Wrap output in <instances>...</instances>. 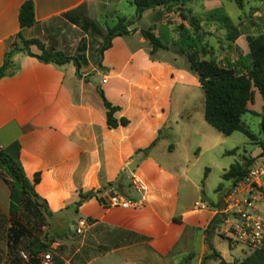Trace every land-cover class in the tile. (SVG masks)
Segmentation results:
<instances>
[{"label": "crops", "instance_id": "crops-1", "mask_svg": "<svg viewBox=\"0 0 264 264\" xmlns=\"http://www.w3.org/2000/svg\"><path fill=\"white\" fill-rule=\"evenodd\" d=\"M25 1L0 0V65L18 33L81 55L77 76L72 62L57 66L17 52L12 57L17 72L0 78V148L18 142L24 174L30 181L39 174L34 190L52 212L46 226L55 237L49 250L52 264L54 257L62 264H188L198 233L200 251L194 258L200 264L207 255L203 229L217 212L208 203L221 204L185 195L188 168L181 161L174 163L171 156L181 145V136L169 138V150L161 140L167 137L162 131L171 122L177 131L184 128L177 117L185 109L174 105L173 97L183 104L188 98L185 91L201 86L176 45L168 42L166 48L151 52L141 29L153 27L156 35L175 39L179 24L188 27L182 13L200 20L198 32L224 38L223 29L206 24L203 18L206 11L218 7L227 13L229 0H196L170 12L146 10L132 24L136 29L115 36L99 60L105 27L101 16H95L96 0H30L35 23L21 28L18 13ZM253 1L261 3L242 0L243 6L250 4L248 16L234 20L227 13L240 30L231 45L226 43L225 57L231 60L248 52L240 44L246 42L247 34L264 30V1ZM113 14L111 20L122 15L116 10ZM31 51L38 53L34 46ZM98 88L120 108L114 117L126 118V125H107ZM154 141L144 154L142 150ZM133 178L141 190L135 188ZM113 191L140 205L109 206L107 199ZM90 192L75 206L80 194ZM9 210V188L0 175V264H25L18 262V250L9 248ZM81 219L86 225L77 234Z\"/></svg>", "mask_w": 264, "mask_h": 264}, {"label": "trees", "instance_id": "trees-1", "mask_svg": "<svg viewBox=\"0 0 264 264\" xmlns=\"http://www.w3.org/2000/svg\"><path fill=\"white\" fill-rule=\"evenodd\" d=\"M196 0H132L135 7L134 15L128 19L125 15H117L114 20L104 21L105 33L102 44L98 48V60L104 50L111 46V41L115 36L128 34L136 28L128 29L140 19L143 13L149 9L163 8L166 12L177 11L182 6ZM264 1V0H262ZM242 8V0H235ZM179 15L188 19V27L179 24L178 36L175 39H168L165 35H156L154 28L141 29L142 36L150 43L151 52L159 48H166V44L171 42L186 55L190 63V69L198 77V82L204 92V112L205 122L225 135H230L235 131L243 132L250 138L253 144L261 148V152L254 157H246L242 163L231 164L222 174V179L231 182L230 188L224 189L219 184L216 191L224 189L221 199H224L234 186L247 173L250 165L264 155V106L261 113L250 109L254 103L255 92L257 91L264 99V30L256 34H247L246 42L248 52L239 53L238 57L231 60L225 57L223 60L215 58L206 59V55L211 53L212 48L203 44L207 32L200 30V20L192 16ZM19 25L21 28L31 26L35 23L34 5L32 1L23 2L18 13ZM204 22L213 23L225 31L224 40L231 45L240 35V30L227 15L222 7L208 10L204 13ZM17 41L13 47L6 51L3 62L0 65V78L7 75H14L17 72V65L12 57L17 52L36 57L44 63H52L57 66L72 62L75 66L77 76H80L81 55H71L65 51L57 50L46 46L37 38L25 39L20 33L16 36ZM36 47L38 53H33L31 47ZM104 105L106 107V123L109 127L126 125V118L116 119L114 113L120 108L113 106L106 100L103 91L98 88ZM246 113L260 116V127L262 137L257 139L250 129L242 122V116ZM155 143L143 149L146 154L149 148ZM20 145L13 142L5 148H0V175L9 188L10 192V227L8 228V242L10 251H16L22 245L30 255L29 262L25 264H38L37 256L41 252L49 251L50 245L55 241V237H48L41 234L37 228H42L38 222H43L52 216L46 201L42 199L34 190V186L39 181V174H35L32 181L24 174L19 162ZM232 152V151H231ZM116 182L109 183L113 186ZM92 193L80 194L79 200L75 203L78 206L82 200L91 196ZM211 207H216L217 212L209 221L203 232L205 242L212 256L221 259L219 253L211 243L212 234L217 226L222 223L225 215L221 212L224 208L218 203H208ZM205 255L204 258H207ZM20 258L18 262H20ZM53 264H62L54 257ZM234 264H264V242L260 248L253 250L249 255L241 260H236Z\"/></svg>", "mask_w": 264, "mask_h": 264}, {"label": "rangeland", "instance_id": "rangeland-1", "mask_svg": "<svg viewBox=\"0 0 264 264\" xmlns=\"http://www.w3.org/2000/svg\"><path fill=\"white\" fill-rule=\"evenodd\" d=\"M260 3L261 2L252 0L250 4L259 5ZM225 4L227 13L234 20H236L237 17L249 15L250 4L247 2H245L243 8H240L235 0H229ZM113 10H116L119 14L125 15L130 19L134 15L135 7L132 4V0H96L95 16H101L103 23V20L111 21L114 15ZM252 29L256 31L254 26H252ZM226 43L224 38L206 36L203 44L208 45L212 50L205 58L223 60L226 55L224 52L227 48ZM240 44L248 50L246 42H241ZM185 92L188 94V98L183 104L180 103L179 105V101L176 97L172 99L174 105L182 106V108L185 109L184 114H182L181 117H177L180 126H184V128L183 130L177 131L175 130L176 128L173 127L174 122H171L170 128L167 127L162 131L163 135H167V137L161 140V145H164L165 149L169 150L166 143H169L171 136L174 138L175 135H180L182 140L181 145L178 149L171 152V156L174 158V163L175 161H181V164L183 165L185 163L188 168L187 176L189 180L184 188L185 195L187 194V197H193V199H198L202 202H205V198L212 199L215 202L220 201L221 207H223L225 198L221 199V195L224 189L229 188L231 185L230 181L222 179L223 172L231 164L236 162L242 163L246 157L258 155L261 152V148L258 147L257 144H253L250 138L243 132L235 131L230 135H225L205 122L203 118L204 92L201 87L197 89H188ZM174 95L176 96L175 93ZM263 106L264 99L256 91L254 103L249 107L261 113ZM190 114H192L191 121H189ZM242 122L250 129L257 139L262 137L259 115L246 113L242 116ZM194 131L197 134L194 133ZM219 184H222L224 189L216 191ZM258 207L260 212L264 214V205L258 204ZM38 223V225H43V229L37 228L39 233L46 234L48 237L53 236L46 227L48 224L47 219ZM226 228L227 227L223 223L219 224L211 237L212 246L219 253L221 259L217 256H212L206 245V254L208 257H202L200 264H217L220 260H224L228 264H234L236 260L239 261L243 259L253 251L247 245L235 240L231 234L226 231ZM67 230L68 228L64 229V231ZM199 238L200 233H198L196 241L192 245V254H189L187 257L186 261L188 264H198V259L194 258V255L198 254L200 251ZM17 250L26 251L22 245L18 246ZM49 252L52 253L51 251Z\"/></svg>", "mask_w": 264, "mask_h": 264}, {"label": "built area", "instance_id": "built-area-1", "mask_svg": "<svg viewBox=\"0 0 264 264\" xmlns=\"http://www.w3.org/2000/svg\"><path fill=\"white\" fill-rule=\"evenodd\" d=\"M133 184L136 189H142L135 178H133ZM107 200L109 206L120 208L140 205L139 202L127 198L119 191H113ZM195 204L204 207L202 203ZM258 204L264 205V155L254 161L242 179L231 187L221 211L225 215L222 223L227 227L226 231L251 250L260 248L264 242V214L260 212ZM85 225V220H79L75 232L81 234ZM18 256L24 262L30 260L27 251H18ZM36 258L38 264H52L49 251L39 253Z\"/></svg>", "mask_w": 264, "mask_h": 264}, {"label": "water", "instance_id": "water-1", "mask_svg": "<svg viewBox=\"0 0 264 264\" xmlns=\"http://www.w3.org/2000/svg\"><path fill=\"white\" fill-rule=\"evenodd\" d=\"M133 27H134V26L132 25L131 29H132ZM134 164H136V163H134ZM130 167H132V166H129L128 168H130ZM205 201H206V202H209L210 199L205 198ZM217 264H228V263H226L224 260H220Z\"/></svg>", "mask_w": 264, "mask_h": 264}]
</instances>
